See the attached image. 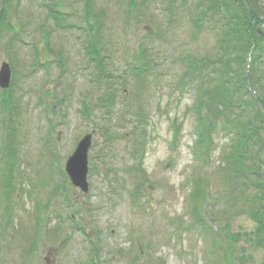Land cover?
<instances>
[{
	"label": "rangeland",
	"instance_id": "rangeland-1",
	"mask_svg": "<svg viewBox=\"0 0 264 264\" xmlns=\"http://www.w3.org/2000/svg\"><path fill=\"white\" fill-rule=\"evenodd\" d=\"M130 1L0 0V67L13 70L0 90V264H90L95 245L100 264H264L251 203L224 171L232 136L184 77L190 56L215 50L212 24H194L206 0H177L171 18L163 1L135 0L142 22ZM89 10L113 92L87 64ZM143 48L162 66L136 78ZM87 134L83 194L65 165Z\"/></svg>",
	"mask_w": 264,
	"mask_h": 264
},
{
	"label": "trees",
	"instance_id": "trees-1",
	"mask_svg": "<svg viewBox=\"0 0 264 264\" xmlns=\"http://www.w3.org/2000/svg\"><path fill=\"white\" fill-rule=\"evenodd\" d=\"M160 1L165 3L166 11H160L158 16H174L177 0ZM205 2V8L200 11L199 7L194 17V24L197 30L206 22L212 24L215 50L212 54L190 56L183 64L184 77L194 82L192 86L201 94L200 108H208L209 118L222 121L225 131L232 136L224 171L232 177V193H239L246 204L251 203L247 211L258 224L256 238L264 242V0ZM130 6L133 12L139 13L140 22L146 19L147 13L140 12L145 10L141 8L143 5L133 0ZM148 35L151 37L153 33ZM143 49L135 68L131 69L136 78L162 66L150 61V48ZM86 52L87 64L95 72H101L99 79H105L111 86L113 69H116L114 61L108 62L104 49L99 51L94 44ZM205 87L210 89L204 92ZM231 198L230 203L234 196Z\"/></svg>",
	"mask_w": 264,
	"mask_h": 264
},
{
	"label": "water",
	"instance_id": "water-1",
	"mask_svg": "<svg viewBox=\"0 0 264 264\" xmlns=\"http://www.w3.org/2000/svg\"><path fill=\"white\" fill-rule=\"evenodd\" d=\"M11 69L5 63L0 72V87L7 89L10 85ZM91 147V136H87L80 143L75 154L67 163V172L74 186L81 188L82 191L88 192L87 174H88V151Z\"/></svg>",
	"mask_w": 264,
	"mask_h": 264
}]
</instances>
